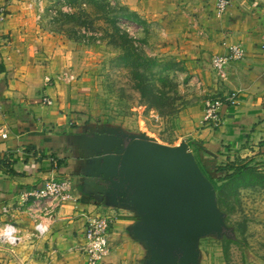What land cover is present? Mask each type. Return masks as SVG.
Masks as SVG:
<instances>
[{
    "label": "crops",
    "instance_id": "crops-1",
    "mask_svg": "<svg viewBox=\"0 0 264 264\" xmlns=\"http://www.w3.org/2000/svg\"><path fill=\"white\" fill-rule=\"evenodd\" d=\"M37 1L0 0V224H12L19 236L16 247L0 248V264H84L79 245L90 212L111 220L103 264H143L146 249L128 232L134 213L82 191L70 136L88 125L75 113L86 82L71 69L72 40L45 21L51 0H43L41 10ZM120 3L155 25L162 50L182 60L180 86H192L198 96L190 136L203 146V164L212 168L229 159L255 167L261 162L258 169H264V0H230L220 15L215 0ZM232 45L244 47L246 56L227 64L221 79L211 58ZM232 91L238 100L220 106V124L205 123V100ZM52 175L71 178L75 200L39 208L36 214L50 210L53 217L47 234L37 237L27 211L31 199L23 193Z\"/></svg>",
    "mask_w": 264,
    "mask_h": 264
},
{
    "label": "rangeland",
    "instance_id": "rangeland-1",
    "mask_svg": "<svg viewBox=\"0 0 264 264\" xmlns=\"http://www.w3.org/2000/svg\"><path fill=\"white\" fill-rule=\"evenodd\" d=\"M52 1L43 10L45 21L72 40L71 69L86 82L80 86L75 110L81 123L119 125L132 133L144 131L171 146L182 140L189 145L195 115L192 107L198 96L192 86H180L182 60L162 50L156 26L146 20L140 24L118 19L120 0ZM66 3L71 6L68 13L62 10ZM148 69L156 90L177 97L173 104L179 108L177 113L159 116L141 98L136 84ZM166 75L176 88L163 82ZM224 162L214 161L212 166ZM260 163L241 177L218 181L212 176L217 204L231 230L220 239L207 236L200 240L199 264H264V178L256 175H264V169H258ZM16 246L0 242V248Z\"/></svg>",
    "mask_w": 264,
    "mask_h": 264
},
{
    "label": "water",
    "instance_id": "water-1",
    "mask_svg": "<svg viewBox=\"0 0 264 264\" xmlns=\"http://www.w3.org/2000/svg\"><path fill=\"white\" fill-rule=\"evenodd\" d=\"M86 127L70 136L82 191L134 213L128 232L146 249L143 264H199L200 240L231 230L185 140L171 146L119 125Z\"/></svg>",
    "mask_w": 264,
    "mask_h": 264
},
{
    "label": "built area",
    "instance_id": "built-area-1",
    "mask_svg": "<svg viewBox=\"0 0 264 264\" xmlns=\"http://www.w3.org/2000/svg\"><path fill=\"white\" fill-rule=\"evenodd\" d=\"M218 14H222L230 0H215ZM41 10V0L37 1ZM64 12H70L69 3L62 5ZM4 19L3 10L0 8V22ZM264 55V43L260 45ZM246 56V50L240 45H232L225 54L214 55L211 58L212 67L216 75L223 79L224 68L230 62L240 61ZM238 100L237 92L232 91L223 97L209 98L205 100L203 121L210 126L220 124L221 117L219 108L223 103L235 104ZM43 101L50 104L52 100L44 97ZM6 137V133H1ZM73 185L70 177L52 175L46 178L39 186L26 190L23 195L26 199H31L27 211L33 221L35 235L43 237L49 230V224L53 217V211H46L45 214H36V211L50 203L51 207L58 206L60 203L74 201L72 194ZM46 208V207H45ZM110 218L105 214L90 212L86 215V221L82 232V242L79 245V251L84 257V264H103L102 258L108 252V235L110 228ZM19 236L16 229L10 223L0 224V242L11 246L17 244Z\"/></svg>",
    "mask_w": 264,
    "mask_h": 264
},
{
    "label": "trees",
    "instance_id": "trees-1",
    "mask_svg": "<svg viewBox=\"0 0 264 264\" xmlns=\"http://www.w3.org/2000/svg\"><path fill=\"white\" fill-rule=\"evenodd\" d=\"M120 13L116 15L118 19L127 20L130 22L146 24L145 20L141 18L136 12L128 9L125 6H121ZM75 33V31H73ZM150 69L144 75L143 78H140L138 83L136 84V88L138 89L140 96L144 101L148 104V107L154 108L159 116H168L177 113V106H173L177 97L168 95L164 91H159L155 89L154 83L152 82V75ZM164 83H169L171 87L176 88V83H173L171 79L168 78V75L163 77ZM189 146L194 153L195 159L199 164L202 172L205 176L211 181L214 186L215 191L217 192V186L214 184L212 180V176H216L217 180H223L225 178H233V177H241L246 175L248 172H252L255 166L249 165L247 162H241L238 160H229L226 159L223 164L218 165V167L207 168L206 165L203 164V160L200 158L201 152H204L203 146L196 140H190ZM225 173L223 177H220V174ZM259 177L264 178V175L256 174Z\"/></svg>",
    "mask_w": 264,
    "mask_h": 264
},
{
    "label": "flooded vegetation",
    "instance_id": "flooded-vegetation-1",
    "mask_svg": "<svg viewBox=\"0 0 264 264\" xmlns=\"http://www.w3.org/2000/svg\"><path fill=\"white\" fill-rule=\"evenodd\" d=\"M82 132H90V130H89V128H82ZM81 177V176H80ZM83 179V178H82ZM82 184H83V182H82ZM83 186H85V188H87V185H85V184H83ZM94 189V188H93ZM95 195V194H94ZM98 195V194H97ZM91 197H93V193H91V195H90Z\"/></svg>",
    "mask_w": 264,
    "mask_h": 264
}]
</instances>
